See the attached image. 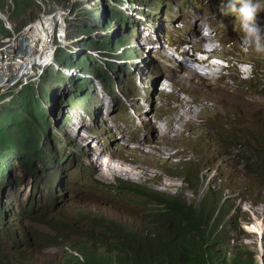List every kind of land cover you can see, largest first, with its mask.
I'll use <instances>...</instances> for the list:
<instances>
[{
    "label": "rangeland",
    "instance_id": "obj_1",
    "mask_svg": "<svg viewBox=\"0 0 264 264\" xmlns=\"http://www.w3.org/2000/svg\"><path fill=\"white\" fill-rule=\"evenodd\" d=\"M220 1L225 3L223 0ZM56 2L60 5L66 4V0H57ZM147 3L148 23L154 27L156 23L160 22L166 27L165 31H159V35L162 45H165L166 48L168 44L165 41L170 42L169 48H167L170 54H172L173 47L181 43H189L193 48L196 45L199 48L207 47L213 43L217 44L215 47L217 53L224 58L222 61L224 65L209 64L211 68H208L204 64L199 65L194 61L196 59L194 56L199 57L198 54L192 55L191 59L183 58L185 55L181 53V55L174 54L178 63L182 62L183 64H175L177 71L173 72L167 66L161 65L157 68L150 64L148 68L150 76L144 77V83H138L133 80L132 74L125 73L124 65L110 59L102 60L103 51H94L96 59L90 62V65L93 62L111 61L109 71L116 79L113 78V81L118 91L107 85V93L100 94L105 102L112 103L113 121L118 123V132L120 135L122 134V138L125 136L129 148L139 150L151 144H162L164 145L162 147L168 149L164 157L172 156L171 161L167 162L162 156L157 155V149L150 148L152 154L160 158L152 155L142 156L140 154L143 153L142 149L133 151L128 148V151H124L121 145H113V140L120 136L116 132L113 135L109 134V127L100 116L97 126L89 128L90 132L100 135L102 142L110 150H118L114 153L112 165L124 168L133 166L137 175L118 172L116 175L101 177L99 176L100 169L88 166L84 159L85 141L79 139L78 144L71 143V136L66 133L70 126L66 123L59 126L57 122L61 116H67L65 105L70 99L68 94L72 91L68 86L75 87V81L61 82L58 81L59 79L48 81L46 86L51 93L48 98H45V105L50 104L52 107L56 103L58 106L64 107V110L59 112L60 115L54 117L55 136L48 137L50 144L56 147L60 154H65V159L60 163L63 173L59 183L62 189L56 196V201L62 202L61 207L68 208L69 213H72L74 208L81 207L86 211H97L115 221H126L130 217L133 221L132 225L139 226L140 220L145 217L148 211V201L142 200L141 202L140 198L126 192L119 185L120 181L130 180L163 193H175L183 190L182 192L190 200L196 199L197 201L210 189V194H217L219 198L218 212L214 214L216 222H218L217 228L225 232L228 231V235L232 238V245L242 247L241 250L252 252L256 255L258 263L264 259V181L256 178L250 172L252 170L250 165L254 159L253 148L257 149L258 144L246 145L249 142L247 136L238 130L245 126L255 130L259 122L264 127V51H258L253 43L245 42L246 33L241 27L238 11H231L227 5H218L219 0H152V3L150 1ZM253 3L260 5L253 23L259 26L261 35L264 37V0H253ZM240 4H236L237 9ZM34 5L36 4L34 3ZM8 10L11 9L8 8ZM38 10V6H35L29 10L27 16L7 15L16 35L9 32L0 19V26L2 24L4 28L0 33V49L5 51V55L20 50L23 44L28 42L25 36L18 34L22 26L21 21L24 20V25L30 19H35L34 16ZM79 21L83 26L87 24L83 20ZM14 24H16V28ZM67 24L72 32L76 31V20L67 22ZM96 36L94 35V37ZM152 37L154 38L153 33ZM192 37L198 41L192 40ZM186 38H191L195 45L187 42ZM6 39H10V41L2 43ZM189 45L184 44L182 48H188ZM262 45H264V40H262ZM179 50H181L180 47ZM212 54L214 53L212 52ZM153 55L155 56V54ZM241 61L249 63L250 68L246 65H239ZM159 62H163V59L159 58ZM117 65H122V67ZM184 65L192 66L197 74L188 75L191 80L187 77L183 83L180 81V76H182L180 72L184 69ZM187 72L189 74L190 71L185 69L182 74L185 75ZM44 73L45 71H43ZM159 74L158 79L161 80V77L166 75L168 79H162L164 84L159 86L158 82L156 88L155 83L150 87V83L155 81ZM259 74H263L260 80H258ZM52 77L54 80L56 75ZM39 82L40 80L37 83L38 86ZM169 83H172V86ZM163 87L165 90L162 93L160 91ZM144 97L148 100L147 104L143 102ZM140 101L144 104L142 110L148 109L149 113H147L148 117L144 115L147 122L137 129L132 118V111ZM182 103L186 109H192L191 115L184 112ZM77 106L84 111L88 110L85 112L86 114H90L89 110H92L87 98H83ZM178 111L184 112L186 117L192 116V119L183 126L179 135L154 132V124H158V119H164L169 124ZM146 128H149L148 132L144 131ZM136 133L138 138L134 141L135 145L132 143L131 147ZM80 134H82L81 131ZM260 134L264 136V129ZM141 136L146 142L148 139L150 140H148V144L143 140L141 141L144 144H136L137 141H140ZM255 137L258 138V135L255 134ZM90 144L94 145L93 142ZM96 151L104 156L107 148H99ZM168 152H173L175 155L167 154ZM245 154L247 159L244 158ZM125 155L131 160H124ZM95 156L97 155L94 154V160ZM186 159L191 164L194 163L195 167L198 166L201 177L205 181V184L202 183L203 187L196 192L188 188L181 177L176 176L181 174L179 163ZM142 167L146 169L143 170ZM91 174H95L98 181H94ZM100 183L112 186L105 189L99 188ZM28 193L27 186L21 193L23 198L20 208L26 205L25 199ZM46 193L47 187L43 183L40 185L39 194L45 195ZM222 205L224 206L223 211L221 210ZM76 226L84 231L91 229L90 227L86 229L84 225L77 223ZM24 227L30 233H33L34 230L45 229L43 226L27 220L24 221ZM62 245L64 248L66 247L65 244ZM5 248L9 249L10 245ZM60 251V247L47 246L36 253V258L40 262L47 263L52 258H57Z\"/></svg>",
    "mask_w": 264,
    "mask_h": 264
},
{
    "label": "clouds",
    "instance_id": "obj_2",
    "mask_svg": "<svg viewBox=\"0 0 264 264\" xmlns=\"http://www.w3.org/2000/svg\"><path fill=\"white\" fill-rule=\"evenodd\" d=\"M56 1L57 0H0V19L4 22L6 29L13 35H16V33L10 21H8L7 15L27 16L31 8L38 6V13L34 16L36 18L30 19L32 21L29 20V22L26 21L28 23L24 25V20H22V26L18 34L25 36L30 44L35 42V45H39L43 48V46H48L47 42L41 44V38L45 31V39L51 43V49L49 51L46 50L36 61V74L41 70L39 79L34 83L23 85L17 91L11 89L0 94V107H2L14 101L25 86H32L34 88V96L39 97L40 102L46 109V115L49 119L48 126L44 125L42 122L35 125L37 139L27 151L16 147L15 150H2L0 152V249L25 252L27 256L29 253H32L33 258L40 264H48L51 260L57 262L64 251H69L68 238H66V235H69L70 232L73 233L74 228L80 229L76 226V223L84 225L86 229L90 227L91 229H87V231L92 232L94 235H98L106 226L112 227L108 228L109 230L124 231L129 236L140 237L144 235L153 237L156 235V224L146 217L148 211L145 217L140 220V225L137 226L132 225L133 221L130 217H128L126 221H115L108 219L106 215L100 214L97 211H86L81 207L74 208L72 213H69L68 208L61 207L62 202L56 201V196L62 189L59 183L61 174L63 173L60 168V163L65 159V154H60V151L56 150V147L50 144L48 137L50 135L52 137L55 136L54 117H58L60 115L59 112L63 111L64 107L58 106L56 103H54L52 107L50 104L46 106L45 98H48L51 93L50 89L46 86L48 81H57L58 79V81L61 82H66L67 80L75 81V87L68 86L72 91L68 94L70 99L65 105L67 116H61V119L57 122L59 126L64 125V123L70 126L73 135L67 130L66 133L70 134L71 143L75 142L78 144L80 138L74 140L76 131L78 132L77 137H83L86 134L84 129L79 128V122L88 121L87 123L91 124L90 127H95L97 126L100 116L103 117V122L105 123L104 118L107 112L113 114L112 103L105 102L102 97V95L107 93V85L118 91L113 81L115 77L109 71L110 62L114 61L115 63L124 65V69L126 70L125 73L129 75L132 74L135 82L144 83V77H149L151 74L148 69L149 65L153 64L157 67L156 62L152 61L149 63L147 59L155 54L154 57L159 61L160 56L157 55L156 52V49L159 48V44H162L159 31H165L166 27L160 22L156 23L154 27L148 23L147 19H149V13L147 11V1L152 3V0H66V4L61 5ZM223 1H225V3L219 0L218 5H227L228 9L231 11H238L241 27L246 33L245 42H251L256 46L258 51H264V45H262L264 37L261 35V29L253 23L260 5L258 3H253V0ZM34 3L36 5H34ZM236 4H240L238 9ZM8 8L11 10H8ZM216 8L218 12H220L217 6ZM73 20H76L77 27L76 31L72 32L67 22ZM79 20H83L87 24L83 26L80 24ZM44 23H47L48 26L43 27L42 25ZM14 26L16 28V24H14ZM36 26H39L40 29ZM3 30L4 28L1 24L0 33L3 32ZM35 30L38 31L37 41L31 40V38L26 35ZM152 33L154 38L152 37ZM94 35L97 36L94 37ZM8 41H10V39L3 40L2 43ZM165 42L168 44L167 48H169L170 42L168 40ZM184 44L189 45V43H181L178 44V48H181ZM213 45L211 44L207 47L202 46L201 49L196 47L193 48L192 45H189L186 49L190 51V54L193 56L198 54L199 57H195L199 61L204 59L213 66H222L224 65L222 64L224 58L217 53L215 48L217 44ZM175 47H173L172 50L173 55L179 54L174 49ZM151 49L152 52H150ZM96 50L103 51L102 55L104 57L102 60L110 59L111 61L102 63L93 62V64L90 65L89 63L96 59L94 54ZM212 52L214 54H212ZM0 53L4 54L5 51L3 52V49H0ZM122 65L117 66L122 67ZM239 65H246L250 68L249 63L244 61H241ZM43 71H45L44 74ZM101 71L102 73H106L108 77L103 78L102 74H100ZM206 74H209V72H206ZM54 75H56V78L53 80L52 76ZM261 75L263 74L258 75V80L261 79V77L259 78ZM39 80L40 82H42V80L44 81L42 83L39 82L38 86L37 83ZM153 83L154 81L150 83V87L153 86ZM258 83L260 84V82ZM164 90L165 88L163 87L161 92L163 93ZM5 98H8V100H5ZM83 98L89 99V104L92 108V110H89L90 114L85 113L88 110L84 111L77 106ZM147 101L146 97H144L143 102L147 104ZM103 103L109 106L108 110L102 107ZM142 109L143 108L139 106L138 102L137 107L132 111V118L135 121L137 129L147 122V120H145L144 123L141 122V119L144 117L143 112L147 110ZM100 112L101 114L99 115ZM137 113H139V116ZM106 126L109 127V125ZM90 127H88V129ZM148 130L149 128H146L144 131L148 132ZM80 131L82 134H80ZM109 132L110 129L108 133ZM114 133H111V135ZM13 136L15 139L16 136ZM137 138L136 133L135 139L131 142V147ZM117 151L109 149L106 155L101 158V162L102 160L108 159V156L113 159L114 153ZM125 156L123 159L130 161L127 155ZM22 159H24V162H22ZM186 161L190 163L188 159L183 162ZM183 162L179 163L181 174ZM194 165V163H190L189 166L193 167L198 173L200 182L197 188H190V185L181 174L176 176L181 177L185 185L193 192H196L203 187L202 183L205 184V181H203L201 177L198 166L195 167ZM101 168H103V166H101ZM92 176L94 181H98L95 174ZM125 181L135 183L130 180ZM121 182L122 181H120V183ZM43 183L47 187V193L45 195L39 194L40 185ZM27 186L29 193L25 199L26 205L20 208L23 198L21 193ZM110 186L112 185L100 183L99 188L105 189L106 187L110 188ZM141 186L159 192L157 189ZM180 191L182 192L183 190ZM208 191L210 192V189ZM178 192L159 193L162 195H170L177 194ZM134 197L138 196L134 195ZM193 200L197 202L196 199ZM139 201L142 202V199L140 198ZM34 217H37V221L33 219ZM48 219L53 221L54 229L47 224ZM25 220L43 226L45 229L34 230L33 233H30V231L26 230L24 227ZM62 223H65L67 227L62 226ZM68 225L72 227H68ZM168 228L169 225L166 223L165 229L167 230ZM208 229L209 234L213 235V239L211 244L202 247L205 264H233L237 257L250 259L252 261L251 264H264V259H261L260 262L257 263V257L252 252L241 250L242 247L233 246L232 238L228 235V231L225 232L224 230L218 229L217 226L211 223L208 224ZM46 232L52 233L55 239L50 241L42 240V234ZM57 237L60 238L57 240ZM62 244H65L66 247L64 248ZM8 245H10V248H5ZM47 246L60 247L61 251L57 258H52L47 263H43L36 258V253ZM105 248H107V251L111 254L119 253L118 251L110 250L107 246H105ZM74 254L77 253L74 252Z\"/></svg>",
    "mask_w": 264,
    "mask_h": 264
},
{
    "label": "trees",
    "instance_id": "obj_3",
    "mask_svg": "<svg viewBox=\"0 0 264 264\" xmlns=\"http://www.w3.org/2000/svg\"><path fill=\"white\" fill-rule=\"evenodd\" d=\"M100 74L103 78L108 77L102 71ZM41 122L49 125L46 109L39 97L34 96V88L25 86L14 101L0 107V152L15 150L16 147L27 151L37 139L35 125ZM256 128L253 130L245 126L238 131L247 136L249 142L246 145L258 144L257 149L253 148L254 159L250 172L264 181V136L260 134L264 127L259 122ZM12 134L16 136L15 139ZM244 158L247 159L246 154ZM182 165V177L190 188H197L200 182L198 173L189 166L188 161ZM120 186L129 194L148 201L146 217L156 224V235L129 236L124 231L109 230L108 228H112L109 226L94 235L92 232L74 228L73 233L66 235L69 251H64L57 262L51 260L48 264H205L202 247L211 244L213 239V235L209 234L208 224L218 225L214 217L215 212H218L219 202L216 194L210 195L208 191L196 202L188 199L181 191L177 194L162 195L129 181H122ZM221 210H224L223 205ZM33 219L37 221V217ZM166 223L169 225L167 230ZM47 224L54 229L51 219L47 220ZM62 226L67 227L65 223H62ZM58 238L60 237H57V240ZM54 239L52 233L42 234V240ZM105 246L119 253L111 254ZM251 262L250 259L237 257L233 264ZM0 264L40 263L33 258L32 253L27 256L25 252L0 249Z\"/></svg>",
    "mask_w": 264,
    "mask_h": 264
},
{
    "label": "bare ground",
    "instance_id": "obj_4",
    "mask_svg": "<svg viewBox=\"0 0 264 264\" xmlns=\"http://www.w3.org/2000/svg\"><path fill=\"white\" fill-rule=\"evenodd\" d=\"M95 1V0H94ZM43 27H46V26H48V24L47 23H44L43 25H42ZM36 27H38V29H40V27L39 26H36ZM25 33H26V31H25ZM44 33H45V31L43 32V35H42V38H41V44H45L47 41H46V39H45V36H44ZM28 37H30L31 38V40H33V41H37L38 40V31L37 30H35V31H31L29 34H26ZM203 39V38H202ZM192 40H197L198 41V39H196V38H194V37H192ZM191 40V38H186V41L187 42H190V43H193L194 45H195V42L194 41H192ZM213 44V43H212ZM183 47V46H182ZM180 48L181 50H179L178 51V46H176L174 49L179 53V55H181V54H184L185 56H183V58H185V59H191V58H193L192 57V55L189 53V51L186 49V48ZM196 47L198 48V49H201V48H199V46H197L196 45ZM29 49H31V48H29ZM153 49V48H152ZM152 49H151V51L150 52H152ZM183 49V50H182ZM184 51V52H183ZM156 52H157V55H159L160 56V58H162L163 59V62H159V61H157V59L154 57V56H150L148 59H147V61L150 63V62H152V61H154V62H156V65H157V67H161V65L162 66H167L169 69H172L173 70V72H175V71H177V68H176V65L175 64H182V62L181 63H178V61H177V59H176V57L174 56V55H172V54H170L169 53V51H168V49L165 47V45H162V44H159V48H157L156 49ZM181 53V54H180ZM22 55H30L29 54V51H26L24 54H22ZM22 55H16V59H19V58H21L22 59ZM195 57V56H194ZM196 58V57H195ZM194 61H196V63L198 62L199 63V65L200 64H204L205 65V67H208V68H211V67H209V62L208 61H205L204 59H202V60H197V59H194ZM206 62H208V65H206ZM183 65V64H182ZM185 66V65H184ZM188 66V65H187ZM187 66H185L184 67V69L180 72V74L182 75V76H180V81H182L183 83H184V79L185 78H187V77H189L188 75H195V74H197V72L194 70V69H192V66L191 67H187ZM166 67V68H167ZM182 68H183V66H182ZM213 68V67H212ZM176 69V70H175ZM185 69H188L190 72H189V74H188V72L184 75V74H182V72L185 70ZM214 70V69H213ZM165 72V71H164ZM4 78H6V76H8V73H3V75H2ZM160 76V74L157 76V78L155 79V81H154V83H155V88H156V85H157V83L159 82V85L160 84H164V83H162V79L163 80H166V79H168V76L166 75V76H162L161 77V80L160 79H158V77ZM198 76V75H197ZM189 79L191 80V77H189ZM181 82V83H182ZM168 85V84H167ZM169 85H171L172 86V83H169ZM161 92V91H160ZM159 92V93H160ZM158 93V94H159ZM157 94V93H156ZM152 96H153V94H152ZM152 101H153V97H152ZM183 104V103H182ZM191 104V103H190ZM139 106L140 107H143L144 106V104L143 103H141V102H139ZM193 106V105H192ZM102 107H104V108H107V110H108V108H109V106L108 105H106V104H102ZM183 107H184V112H186L188 115H191V112H192V109L191 108H189V109H186L185 108V105L183 104ZM54 109V108H53ZM184 112H182V111H178L177 112V114L176 115H174V117L172 118V122L171 121H169V122H171V123H167V121L166 120H164V119H158L157 120V125H155L153 122H152V125L154 124V132L156 131V133L159 131L161 134H174V135H179L180 133H181V131L183 130L182 128H183V126L188 122V121H190L191 119H192V116H189V117H186L185 116V114H184ZM147 113H149V111H148V109L147 110H145V112H143V114L144 115H146L147 117H148V114ZM101 114V112L99 113V115ZM137 115L139 116V113H137ZM152 119V118H151ZM104 121H105V124L106 125H109V129H110V134L111 133H114V132H116L117 134H119V132H118V123L117 122H114L113 121V117H112V114H109L108 112H107V114H106V116H105V118H104ZM144 121H145V119H144V117L141 119V122L142 123H144ZM110 123H112V124H110ZM91 126V124H89V123H87V122H79V128L80 129H84L85 131H86V134L83 136V137H80V139H84L86 142H85V145L83 146V149H84V159H85V161L87 162V164H88V166L89 167H91V168H96L97 167V169H100L101 168V166H103V168H101V170H100V173H99V176H101V177H108V176H111V175H116V173H120V174H123V173H130V174H134V175H137V172H135L134 170H135V167H131V168H124V167H119V166H115V165H112V163H113V159L111 158V157H109L108 156V159H106V160H102V162H103V164H102V162H101V158L102 157H104L103 156V154L101 155V153H97V151L96 150H98L99 148H107V152L109 151V149L110 148H108V147H106V146H104L103 145V142L101 141V139H100V136L99 135H94V134H92V133H90V131H89V129H88V127H90ZM153 127V126H152ZM68 132H71V129L70 130H67ZM77 135H78V132L76 131V134H75V139H78V137H77ZM119 138L118 139H115L114 140V142H113V144H120L122 147H123V150L124 151H128V148H129V146H128V144L126 143V138H125V136H124V138H122V134L120 135L119 134ZM149 136V135H148ZM146 137V136H145ZM147 139V138H146ZM139 140L140 141H137L136 142V144L137 145H141V144H144V142H142L141 140H143V141H145V139L143 138V136H141L140 138H139ZM149 140V139H148ZM148 140H147V144H148ZM150 141V140H149ZM91 142H94V145H91L90 143ZM134 145H135V142H134ZM162 146H164V145H162V144H160V145H157V144H151L150 146H144V147H142L141 149H142V151H143V153H140V154H142V156H150V155H152V156H155L154 154H152V152H151V149L150 148H152V149H157L158 150V152H157V155H160V156H162L167 162H170L171 161V157L172 156H165L164 157V155L166 154V152H167V148L166 147H162ZM141 149H139V150H141ZM129 150H133V151H139V150H135L134 148H129ZM94 154L95 155H97V156H95L96 158H95V160H94ZM167 154H173V156L175 155L173 152H168ZM155 157H157V156H155ZM157 158H160V157H157ZM110 160H111V162H110ZM131 160V159H130ZM108 162H110V163H108ZM108 163V164H107ZM119 164H120V162H119ZM152 165H154L153 163H152ZM142 169L144 170V169H146V168H144V167H142ZM129 170V171H128ZM253 238V237H252Z\"/></svg>",
    "mask_w": 264,
    "mask_h": 264
},
{
    "label": "built area",
    "instance_id": "obj_5",
    "mask_svg": "<svg viewBox=\"0 0 264 264\" xmlns=\"http://www.w3.org/2000/svg\"><path fill=\"white\" fill-rule=\"evenodd\" d=\"M32 43H24L20 50H16L10 55L0 53V94L11 89L17 91L23 85L34 83L39 79L41 70L36 74V61L46 50L51 49V43L47 41L48 46H43V48L35 45V42ZM26 51H29L30 55H22ZM16 55H22L23 57L22 59H16ZM4 72L8 73L6 78L2 76ZM5 100H8V98H5Z\"/></svg>",
    "mask_w": 264,
    "mask_h": 264
}]
</instances>
